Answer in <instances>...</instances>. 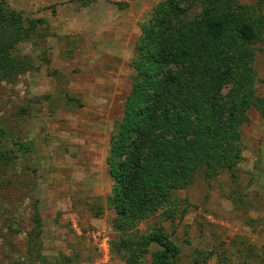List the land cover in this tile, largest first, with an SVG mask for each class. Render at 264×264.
Segmentation results:
<instances>
[{
	"label": "rangeland",
	"instance_id": "1",
	"mask_svg": "<svg viewBox=\"0 0 264 264\" xmlns=\"http://www.w3.org/2000/svg\"><path fill=\"white\" fill-rule=\"evenodd\" d=\"M3 1L25 25L40 21L13 51L28 63L24 72L13 81L0 79V119L11 122L14 106L28 113L13 133L15 141L35 150L16 162L21 170L35 171L25 173L34 182L42 224L40 254L48 264H124L112 230L105 159L131 88L140 27L164 0ZM238 1L264 15V0ZM253 48L255 93L261 96L264 28ZM247 118L240 130L242 161L233 177L221 172L207 180L198 170L188 187L172 194V219L157 212L138 225L141 234L163 230L179 250L176 264H264V118L255 109ZM30 207L25 200L9 240L20 250ZM5 244L0 238V264L9 262ZM157 249L149 247L144 264H151Z\"/></svg>",
	"mask_w": 264,
	"mask_h": 264
},
{
	"label": "trees",
	"instance_id": "2",
	"mask_svg": "<svg viewBox=\"0 0 264 264\" xmlns=\"http://www.w3.org/2000/svg\"><path fill=\"white\" fill-rule=\"evenodd\" d=\"M38 23L25 25L0 0V79L13 81L24 72L28 63L13 51ZM263 28L261 10L238 0H164L140 27L130 62L131 88L105 159L112 181L107 197L115 212L112 230L124 264H144L150 246L158 248L151 264H176L179 250L163 230L141 234L138 225L157 212L172 219V194L188 187L198 170L207 180L221 172L233 177L242 161L240 130L247 112L255 109L264 118V83L262 95H256L253 69V46L262 41ZM27 115L20 105L13 107L11 122L0 119V225L9 233L0 229V238L7 264H48L40 254L34 182L25 173L35 171L21 170L16 162L35 154L31 143L14 139V127ZM25 200L31 206L30 227L20 250L10 237Z\"/></svg>",
	"mask_w": 264,
	"mask_h": 264
},
{
	"label": "built area",
	"instance_id": "3",
	"mask_svg": "<svg viewBox=\"0 0 264 264\" xmlns=\"http://www.w3.org/2000/svg\"><path fill=\"white\" fill-rule=\"evenodd\" d=\"M104 244H105V242H104V241H102V242H101V244H100V246H102V247H103V246H104Z\"/></svg>",
	"mask_w": 264,
	"mask_h": 264
}]
</instances>
